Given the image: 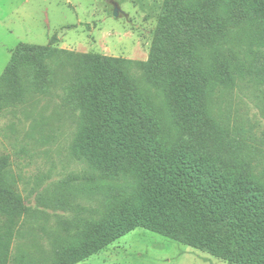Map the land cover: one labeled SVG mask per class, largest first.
I'll return each mask as SVG.
<instances>
[{
    "label": "trees",
    "instance_id": "obj_1",
    "mask_svg": "<svg viewBox=\"0 0 264 264\" xmlns=\"http://www.w3.org/2000/svg\"><path fill=\"white\" fill-rule=\"evenodd\" d=\"M263 49L264 0H164L146 62L76 54L51 41L13 50L0 76V112L67 74L62 88L80 112L78 135L102 153L77 177L95 205L60 195L53 203L73 213L66 226L91 238L57 244L50 264H74L136 228L232 264H264L260 151L242 129L214 118L212 104L244 76L264 82ZM11 171L0 156V264H41L10 254L31 213ZM172 210L188 212V228Z\"/></svg>",
    "mask_w": 264,
    "mask_h": 264
},
{
    "label": "rangeland",
    "instance_id": "obj_2",
    "mask_svg": "<svg viewBox=\"0 0 264 264\" xmlns=\"http://www.w3.org/2000/svg\"><path fill=\"white\" fill-rule=\"evenodd\" d=\"M163 1L0 0V76L18 45L45 46L50 41L52 47L76 54L146 62ZM130 74L140 77L141 71L133 65ZM66 75L0 112V156L9 158L17 191L31 210L11 238L10 254L27 253L41 264H50L57 244L78 245L91 238L85 230L66 226L73 213L53 203L60 195L73 206L93 207L94 201L80 193L77 177L102 162L101 149L78 135L80 112L65 101ZM212 104L214 118L229 129H242L264 164V82L244 76L234 89L218 92ZM172 212L188 228V212ZM74 264L232 263L136 228Z\"/></svg>",
    "mask_w": 264,
    "mask_h": 264
}]
</instances>
